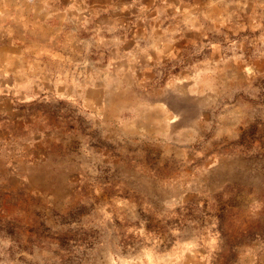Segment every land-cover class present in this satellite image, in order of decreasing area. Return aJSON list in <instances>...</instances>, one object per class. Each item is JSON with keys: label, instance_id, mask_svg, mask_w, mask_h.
Masks as SVG:
<instances>
[{"label": "rangeland", "instance_id": "1", "mask_svg": "<svg viewBox=\"0 0 264 264\" xmlns=\"http://www.w3.org/2000/svg\"><path fill=\"white\" fill-rule=\"evenodd\" d=\"M0 264H264V0H0Z\"/></svg>", "mask_w": 264, "mask_h": 264}]
</instances>
